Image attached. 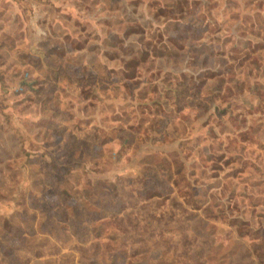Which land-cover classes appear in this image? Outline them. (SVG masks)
<instances>
[{
	"label": "rangeland",
	"instance_id": "obj_1",
	"mask_svg": "<svg viewBox=\"0 0 264 264\" xmlns=\"http://www.w3.org/2000/svg\"><path fill=\"white\" fill-rule=\"evenodd\" d=\"M0 264H264V0H0Z\"/></svg>",
	"mask_w": 264,
	"mask_h": 264
},
{
	"label": "trees",
	"instance_id": "obj_2",
	"mask_svg": "<svg viewBox=\"0 0 264 264\" xmlns=\"http://www.w3.org/2000/svg\"><path fill=\"white\" fill-rule=\"evenodd\" d=\"M89 213H88V215H90L91 216V221H96V220H98V219H100V218H103L104 217V215H103V213H99L97 216H96V218L94 217V218H92V215H95L94 214V211H88Z\"/></svg>",
	"mask_w": 264,
	"mask_h": 264
}]
</instances>
